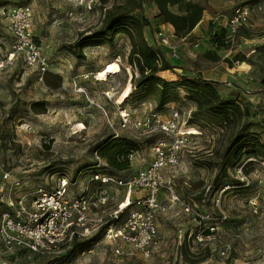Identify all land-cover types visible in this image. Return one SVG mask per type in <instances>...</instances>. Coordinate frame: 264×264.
Here are the masks:
<instances>
[{"label":"rangeland","instance_id":"1","mask_svg":"<svg viewBox=\"0 0 264 264\" xmlns=\"http://www.w3.org/2000/svg\"><path fill=\"white\" fill-rule=\"evenodd\" d=\"M86 1L91 2L92 8L83 6ZM185 1L199 4L203 16L193 34L182 39H174L169 26H160L177 45L172 63L205 72L207 77L218 81L222 94L247 100L256 110L247 132L259 133L264 141V109L258 106L264 102V0H179ZM131 3L132 0H108L106 4L101 0H0V160L14 167V176L23 186L49 187L62 173H67L71 180L78 178L70 186L71 192L77 194L81 191L80 182L87 178V174H78L97 161L100 143L112 135L113 128L127 135L119 126L120 108L127 109L132 122L152 113L167 119L177 112L180 126L194 134L180 150L177 163L169 167L164 180L167 187L188 202L189 211L178 204L167 214L157 215L160 236L151 244L149 258L119 239L98 240L83 252L79 249L68 254L60 251L41 254L25 249L9 252L0 240V264H264V157H242L234 166H227L225 172L219 170L221 154L231 144V130L194 115L195 103L184 97L180 86L175 101L156 109V99L133 86V72L127 62L130 44L124 33H118L112 43L78 47L80 39L98 37L95 32L104 22L106 8L113 4L130 7ZM14 4L33 7V31L48 57L47 72L51 79L60 77L61 86L83 87L91 92L106 90L113 100L121 97V101L112 106L99 99L76 96L63 88L48 89L42 85L38 69L26 67L17 56L10 60L12 37L5 14ZM241 6L249 8V17L230 35L227 20ZM170 9L181 12L179 4ZM132 13L147 18L146 36L166 53L153 37L156 29L153 0H142L141 7ZM213 35L223 41L216 53L210 40ZM207 50L220 59L207 56ZM114 59L118 60L121 72L108 76L107 80L96 79V71ZM177 70L165 72V79L184 77ZM126 88L127 94L122 97ZM36 101L44 105V112L31 108ZM78 123L83 128L77 131L74 127ZM158 136H143L140 149L131 155L126 174L152 162V144ZM249 160L253 162L246 166V173L242 165ZM217 173L220 176L215 179ZM8 186L0 181V202ZM106 190L112 199L106 210L109 211L116 208L126 191L114 184ZM138 193L133 191L131 195ZM161 196L164 201L168 192L163 191ZM125 217H121V222ZM206 230L210 233L205 234ZM117 246L127 250L128 255H115L113 248Z\"/></svg>","mask_w":264,"mask_h":264},{"label":"built area","instance_id":"2","mask_svg":"<svg viewBox=\"0 0 264 264\" xmlns=\"http://www.w3.org/2000/svg\"><path fill=\"white\" fill-rule=\"evenodd\" d=\"M83 6L92 8L90 1ZM248 17V7H237L227 20L230 35ZM33 18L34 10L30 4H14L6 9L5 23L12 37L9 59L20 57L26 67L38 69L42 79L47 72L48 57L35 38ZM161 27L153 32L154 41L166 50L163 57L172 63L171 58L177 56V45L162 32ZM251 28L254 29V25ZM198 45V42L194 43L195 47ZM118 114L119 126L127 133L124 136L133 141L141 142L143 136L150 134L159 135L152 144V162L134 173H106L99 169L88 172L84 169L78 176L87 174V178L80 182L81 191L73 194L70 186L76 184L78 178L71 180L67 173H62L49 187L43 184L23 186L14 176V167L11 169L0 160V181L9 184L6 196L0 202V240L7 251L25 249L41 254L54 253L75 238L84 240L101 234L100 241L119 239L144 258H149L150 246L160 236L157 215L167 214L178 204L189 211L188 202L166 186L164 175L171 165L177 163L180 150L194 132L180 126L177 112L167 119L152 113L133 122L126 108H120ZM112 135L117 137L121 133L113 128ZM129 159H132L131 155ZM96 160L98 166L103 165L100 157ZM111 184L123 187L126 194L115 209L106 211L112 204L106 190ZM133 191L139 193L131 195ZM163 191L168 192L164 201ZM123 213L125 219L117 224ZM113 253L121 257L128 255L121 246L114 247Z\"/></svg>","mask_w":264,"mask_h":264},{"label":"trees","instance_id":"3","mask_svg":"<svg viewBox=\"0 0 264 264\" xmlns=\"http://www.w3.org/2000/svg\"><path fill=\"white\" fill-rule=\"evenodd\" d=\"M101 2L106 4L108 0H101ZM153 3L156 7L154 14L156 29L154 31H157L164 24H170L174 30V39H182L190 34L203 16L202 7L192 1L180 3L179 0H153ZM141 4L142 0H132L130 7L113 4L106 8L104 22L100 29L95 32L98 39L94 36L84 37L78 41V47L82 49L87 45H97L99 42L112 43L118 33H124L130 44L127 62L132 68L133 86H138L146 94L152 95L156 99V109L160 110L168 102L175 101L180 86L183 88L184 97L195 103L194 115L214 120L226 131L231 130L229 134L231 144L221 154L219 170L225 172L227 166H234L242 157H264V141L260 139L259 133L247 132L256 110L252 109L247 100H238L222 94L218 88V81L206 79L198 71L166 60L163 57V51L150 41L148 35L146 36L145 29L149 26L147 18L132 13L133 10L140 8ZM177 4L180 5V13H175L170 9ZM149 32L151 34L153 30ZM210 40L216 53L217 49L223 46V41L216 35H213ZM205 52L209 57L220 59L218 55L212 53V50ZM177 68L181 69L178 72L179 75L184 77L181 76L178 80L169 81L160 76V72L176 71ZM135 70L137 75H135ZM49 74L48 72L45 73V79L49 84L56 87L62 85L60 77L54 80ZM262 93L264 96V90ZM258 106L264 109V102ZM31 108L36 112L45 111L44 105L39 101L33 102ZM140 147L141 143L133 141L128 136L114 137L110 135L97 148V154L103 165L98 166L96 161L84 169L88 172L97 169L106 173L126 172L131 164L130 155ZM252 162L249 160L242 165V169L245 168L246 173H248L246 166ZM219 176L220 174L217 173L215 179H218ZM123 216L124 213L117 219V224L121 223ZM209 233V230L205 231V234ZM100 237L101 234L84 240L75 238L70 243L64 244L59 251L68 254L72 250L81 249L83 252L85 248L94 245Z\"/></svg>","mask_w":264,"mask_h":264},{"label":"bare ground","instance_id":"4","mask_svg":"<svg viewBox=\"0 0 264 264\" xmlns=\"http://www.w3.org/2000/svg\"><path fill=\"white\" fill-rule=\"evenodd\" d=\"M119 72H121V66H120L118 60L114 59V60L108 62L103 68L96 71L95 78L98 80H107L108 76L115 75ZM40 81H41L42 85L48 89L60 90L63 88L64 90L68 91L69 93L75 94L76 96L88 97L90 99H99L107 105L113 106V105H115V102L121 101V97H119L116 101L113 100L111 93L106 91V90H99L97 92H91V91H89L83 87H72V86H67V85L56 87V86L49 84L46 81L45 76L42 79H40ZM127 91H128V88H126L124 90L122 97L126 96ZM74 128H75V130L78 131V130L83 128V124L78 123L75 125Z\"/></svg>","mask_w":264,"mask_h":264},{"label":"crops","instance_id":"5","mask_svg":"<svg viewBox=\"0 0 264 264\" xmlns=\"http://www.w3.org/2000/svg\"><path fill=\"white\" fill-rule=\"evenodd\" d=\"M202 20V19H201ZM201 20L199 21V23L198 24H200V22H201ZM197 24V25H198ZM164 25H167V26H169L168 28H170V31L173 33V27L170 25V24H164ZM163 25V26H164ZM196 25V26H197ZM196 26H195V28H196ZM167 28V27H166ZM168 30V29H167ZM193 32H194V29H193ZM193 33L191 32V35H192ZM210 49H211V47H210ZM215 49V48H214ZM214 51V50H213ZM168 70H166V71H163V72H160V76H165V75H163L165 72H167ZM178 71V70H177ZM179 72V71H178ZM197 72V71H196ZM200 72V74H201V76L202 77H204V78H206V79H212V80H215V79H213V78H210V77H207V75H206V73L205 72H202V71H199ZM165 78V77H164Z\"/></svg>","mask_w":264,"mask_h":264}]
</instances>
